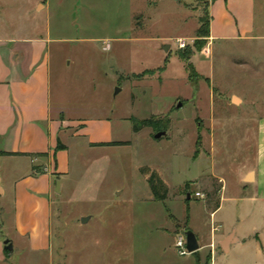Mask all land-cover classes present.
<instances>
[{
  "label": "rangeland",
  "instance_id": "374dc122",
  "mask_svg": "<svg viewBox=\"0 0 264 264\" xmlns=\"http://www.w3.org/2000/svg\"><path fill=\"white\" fill-rule=\"evenodd\" d=\"M206 4L0 0V40L47 33L48 26L53 85L64 92L67 114L110 117L112 136L131 141L93 147L89 139L103 136L97 130L65 135L69 169L52 192L50 232L18 230L15 183L31 163L1 156L0 264L201 263L195 252L181 255L176 238L188 217L191 229L210 235L218 190L225 181L229 193L236 191L243 163H255L264 117V0H256L255 39L211 44L200 37ZM152 116L157 125L134 134L133 120ZM168 119L167 134L156 138ZM155 172L169 185L163 199H149Z\"/></svg>",
  "mask_w": 264,
  "mask_h": 264
},
{
  "label": "crops",
  "instance_id": "0c3cea01",
  "mask_svg": "<svg viewBox=\"0 0 264 264\" xmlns=\"http://www.w3.org/2000/svg\"><path fill=\"white\" fill-rule=\"evenodd\" d=\"M206 10L209 44L217 39L257 37L256 0H207ZM45 31L0 40V151L12 153H0V157L29 158L31 163L15 183L20 232H50L52 192L57 179L63 178L69 169L70 147L64 141L65 135L87 136L90 130H97L103 136L89 139L93 147L111 146L94 145L101 142L131 143L112 136L110 117L67 114L64 92L53 85L54 56L49 48L48 26ZM59 140L65 148H58ZM256 143L255 163L244 162L237 174L238 189L229 193L225 181L222 182L219 205L211 212L210 235L191 229L199 240L200 249L195 253L200 264H221L231 257L236 264H264V117L258 121ZM212 173L223 178L216 170ZM62 185L61 182L60 190ZM5 192L0 177V194ZM149 199H155L152 190ZM190 222L189 217L188 225ZM32 240L34 243L37 238ZM225 241L227 248L223 246Z\"/></svg>",
  "mask_w": 264,
  "mask_h": 264
},
{
  "label": "trees",
  "instance_id": "16d2710c",
  "mask_svg": "<svg viewBox=\"0 0 264 264\" xmlns=\"http://www.w3.org/2000/svg\"><path fill=\"white\" fill-rule=\"evenodd\" d=\"M209 36V24L207 21V29L205 30L204 34L202 36H200L201 38H203L204 40H207V37ZM183 58L185 59H191L190 58V54H186V52L183 53ZM188 68L190 70V74L191 76H195V68L194 65L192 63L189 62L188 64ZM134 129L135 132H139L141 131L144 127L146 126H156V118L155 116H152L150 118H146V119H134ZM170 125V120L168 119L167 123L163 126L165 128V130L169 127ZM201 142V136L199 135L198 137V145H200ZM130 142H123V141H111V142H101V143H96L94 145H120V144H127ZM58 148H65V145L62 144V142L59 140V144H58ZM1 154H12L10 152H6V151H0ZM150 182V186H151V190L153 192V195L155 198L158 199H163L165 197H167L168 195V191H169V186L165 183V181L159 176V174H157L156 172L153 173L149 179ZM220 191V189L218 190V192ZM220 202V201H219ZM219 202L217 204V206L219 205ZM216 206V207H217ZM172 219L176 222H178L177 218L174 215H171ZM188 221H189V217L188 220L186 221V230H191V228L188 225Z\"/></svg>",
  "mask_w": 264,
  "mask_h": 264
},
{
  "label": "water",
  "instance_id": "95a60500",
  "mask_svg": "<svg viewBox=\"0 0 264 264\" xmlns=\"http://www.w3.org/2000/svg\"><path fill=\"white\" fill-rule=\"evenodd\" d=\"M163 47L166 51H168L170 49L171 45L165 44ZM181 106H182V103H179L178 107H181ZM166 134H167V131L163 130L161 132H158L155 135V137L161 138ZM57 191H60V182H58V184H57ZM88 220H89V217H83L82 218L83 223H86ZM185 234H186V238H187V248H188L189 252L193 253V252L198 251L200 249V244H199V240H198V237L195 234V232L193 230H188L185 232ZM5 244H6L5 247L7 250L13 249V244L10 242V240H6ZM227 245H228V241H225L223 246L225 248H227Z\"/></svg>",
  "mask_w": 264,
  "mask_h": 264
},
{
  "label": "built area",
  "instance_id": "2783aa9c",
  "mask_svg": "<svg viewBox=\"0 0 264 264\" xmlns=\"http://www.w3.org/2000/svg\"><path fill=\"white\" fill-rule=\"evenodd\" d=\"M178 45L180 48H186L187 47V42L184 40H179ZM198 196H202L201 192H197ZM176 247L178 249V252L181 255H186L189 253V250L187 248V238L185 233H180L177 238H176Z\"/></svg>",
  "mask_w": 264,
  "mask_h": 264
},
{
  "label": "bare ground",
  "instance_id": "6f19581e",
  "mask_svg": "<svg viewBox=\"0 0 264 264\" xmlns=\"http://www.w3.org/2000/svg\"><path fill=\"white\" fill-rule=\"evenodd\" d=\"M235 100H239V99L236 97Z\"/></svg>",
  "mask_w": 264,
  "mask_h": 264
}]
</instances>
